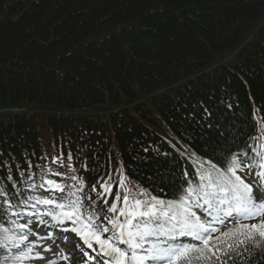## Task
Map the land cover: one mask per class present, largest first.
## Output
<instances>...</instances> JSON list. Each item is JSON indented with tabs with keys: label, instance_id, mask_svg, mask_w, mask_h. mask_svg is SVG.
<instances>
[{
	"label": "trees",
	"instance_id": "1",
	"mask_svg": "<svg viewBox=\"0 0 264 264\" xmlns=\"http://www.w3.org/2000/svg\"><path fill=\"white\" fill-rule=\"evenodd\" d=\"M262 128L264 0H0L3 226L54 170L85 206L124 176L133 202L175 200L196 170L167 139L223 170ZM227 251L264 264L258 236Z\"/></svg>",
	"mask_w": 264,
	"mask_h": 264
},
{
	"label": "snow or ice",
	"instance_id": "2",
	"mask_svg": "<svg viewBox=\"0 0 264 264\" xmlns=\"http://www.w3.org/2000/svg\"><path fill=\"white\" fill-rule=\"evenodd\" d=\"M261 134L264 135V128ZM254 151L255 158L247 164L240 159L247 156V152L233 154L230 161H225L223 170L212 164L209 170L200 175V183L196 187L189 186L185 194L175 200L165 202L151 196L148 201L134 199L130 204L125 196L123 199L127 207L119 210L124 221L108 219L112 226L110 237L104 235L109 232L107 226L96 225V217L91 214L84 215L79 198L67 203H55L52 199L35 197V203L31 205L27 200L22 203L24 207L54 205V208L49 207L46 215L52 216L58 223L68 221L78 225L70 230L97 253L100 260L96 264H194V261L198 264H225L221 257L228 255L227 250H235L246 238L253 239L256 234L264 239V219H261L264 217V201L257 200L253 195L254 187L264 192V145H261V150ZM245 169L254 177V184L246 183L239 174ZM47 183L51 186L48 191H64L54 181ZM0 195L7 196V193L0 189ZM4 203L9 208L14 207L11 201L5 200ZM54 209L60 212L56 213ZM110 211L116 213L118 209L110 207ZM200 211L209 219L202 220L198 214ZM12 214L21 215L18 212ZM248 220H256L257 223H244ZM229 221L237 227L221 232L217 225L227 226ZM26 228L27 222L19 225L18 234H13L9 228L0 226V249H24L22 255L10 259V264H21L33 253L35 245L28 240L31 229L25 231ZM183 237L197 243L185 244L179 239ZM254 246L258 247V244ZM35 258L44 257L36 253ZM89 259L96 261V257L89 256ZM49 264L56 262L50 261Z\"/></svg>",
	"mask_w": 264,
	"mask_h": 264
},
{
	"label": "rangeland",
	"instance_id": "3",
	"mask_svg": "<svg viewBox=\"0 0 264 264\" xmlns=\"http://www.w3.org/2000/svg\"><path fill=\"white\" fill-rule=\"evenodd\" d=\"M156 115H158V114H156ZM150 127H151L152 129H154L156 132H158V133H160V134H163V132L160 131L159 128L154 127V126H150ZM168 140H169V142H170L174 147H176L179 151H182V152H185V153L188 152L186 146L180 145L178 142H175V141H173L172 139H168ZM65 247H67V245H66ZM68 250H69V251H73V250H75V248H74V246H71V245H70V247L68 246Z\"/></svg>",
	"mask_w": 264,
	"mask_h": 264
}]
</instances>
